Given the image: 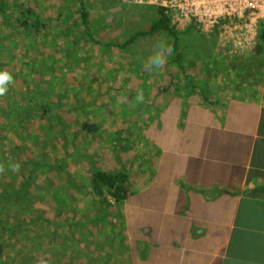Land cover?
<instances>
[{
    "label": "rangeland",
    "instance_id": "rangeland-1",
    "mask_svg": "<svg viewBox=\"0 0 264 264\" xmlns=\"http://www.w3.org/2000/svg\"><path fill=\"white\" fill-rule=\"evenodd\" d=\"M100 1L85 6L94 42L80 22L65 21L70 13L77 18L76 0H6L12 17L0 16V74L10 77L0 85V264H127L119 218L108 217L113 227L86 223L109 209L91 190V164L133 172L149 146L143 130L154 123L150 116L175 94L192 91L189 98L224 102L249 91L257 97L264 83L263 14L253 20L256 49L243 53L214 29L203 34L195 23L183 28L171 21L177 56L175 37L162 31L116 46L149 30L161 7L151 0ZM27 9L44 19L45 35L18 26ZM157 55L163 58L158 67L151 62ZM41 64L51 69L47 75H28ZM39 82L53 95L41 98L51 103L46 119L35 105L26 110L23 99ZM83 125L96 129L89 133Z\"/></svg>",
    "mask_w": 264,
    "mask_h": 264
},
{
    "label": "crops",
    "instance_id": "crops-1",
    "mask_svg": "<svg viewBox=\"0 0 264 264\" xmlns=\"http://www.w3.org/2000/svg\"><path fill=\"white\" fill-rule=\"evenodd\" d=\"M250 92L150 116L117 215L127 264H264V83Z\"/></svg>",
    "mask_w": 264,
    "mask_h": 264
},
{
    "label": "trees",
    "instance_id": "trees-1",
    "mask_svg": "<svg viewBox=\"0 0 264 264\" xmlns=\"http://www.w3.org/2000/svg\"><path fill=\"white\" fill-rule=\"evenodd\" d=\"M78 2V15L77 18H75V14L74 13H70L69 15L65 16V21L68 24L77 26V22H80V24H82L84 27H86L87 30V36L91 41H94V36L92 35L91 31H90V26H89V12L86 11V2L87 0H76ZM102 2H104L102 0ZM100 1V3H102ZM0 16H4L3 19H7V20H11L12 11L8 10V5L6 3V0H2L0 1ZM157 10V14L159 15L158 18L151 24V27L149 30L147 31H137L135 32L131 37H129L126 41H124L122 44H117L116 46L118 48L125 49L127 48L129 45L134 44L138 38H144L150 35L155 34L156 32H166L167 34L175 37V41H174V51L176 53V55H180L179 52L177 51L178 48V44L176 43V32L174 31V28L171 26V18L170 16L166 13L164 8H156ZM73 11V10H72ZM77 14V13H76ZM11 16V17H10ZM63 17V13L59 12L58 13V18L61 19ZM44 19L41 18L39 16H37L36 14H34L32 9H27V10H23L20 13L19 16V21L18 26L20 27V25L23 28H26L27 31L32 30L33 32L38 33L39 35H45L47 32V26L46 23H42ZM60 21V20H59ZM58 21V22H59ZM45 22H47L45 20ZM29 24H31L32 26H30ZM2 26L6 27L7 29L13 28L12 25L9 26V24L4 23V21L2 22ZM19 27H17V29H19ZM260 37L262 40H264V26L261 27L260 30ZM16 51V50H15ZM15 51H14V55H15ZM14 57V56H13ZM15 58V57H14ZM35 59V58H34ZM180 66V65H179ZM33 71L34 74H32V77L37 76V77H42L44 75H47L51 69H48L46 67V65L41 64L39 70H28V75L30 74V72ZM41 82L36 83V86H33L32 89V93L28 96L23 94V99L25 100L26 103H28L29 105L26 106V110L31 111V108L29 107H35L39 108V110H41L42 112V118L46 119V112H49V110L51 109L49 106L51 105V103L49 101H44L41 98L43 96L49 97V96H53L52 93L47 94L44 93V89L43 87L40 85ZM193 88V85H192ZM179 92V91H178ZM8 93H5V97H9V95H7ZM191 94H193L192 91H189L187 93V97L190 96ZM14 101L13 99H9V102ZM14 103V102H11ZM8 103V104H11ZM19 104V103H18ZM32 105V106H30ZM25 108V107H23ZM17 109L19 110V107H17ZM28 112V111H27ZM34 113H32L30 115V119H34V114L37 115L36 110L33 109ZM22 120V125H26L27 122H25L23 119ZM9 123V122H8ZM11 123H9L10 125ZM83 129H86L89 133H92L95 131L96 127H93L92 129H88L87 125H83L82 126ZM114 142V141H113ZM115 142H117L118 144H120V139L118 138L117 140H115ZM122 146V145H120ZM92 163V162H91ZM92 166V176L90 179V187L91 190L93 192V194L100 200V205L102 206H106L109 209H104L102 214H99L96 218L94 217L93 219H90L89 221H87V224H97L100 221L99 220H103L105 223L111 225L112 227L114 226L112 221L107 220L108 217L111 215H118L119 212L121 211L124 202L126 201L127 197H128V190H127V184L130 178V172L128 170L125 169H121L118 171H114V172H107L104 171L102 169H98V168H94L93 167V163L91 164ZM112 209H114L115 211L113 212ZM109 221V222H108Z\"/></svg>",
    "mask_w": 264,
    "mask_h": 264
},
{
    "label": "built area",
    "instance_id": "built-area-1",
    "mask_svg": "<svg viewBox=\"0 0 264 264\" xmlns=\"http://www.w3.org/2000/svg\"><path fill=\"white\" fill-rule=\"evenodd\" d=\"M149 3L164 8L177 26L184 28L195 23L203 34L214 29L232 51L250 52L257 47L258 28L253 20L261 14L264 16V0H151ZM247 10L248 19L244 16Z\"/></svg>",
    "mask_w": 264,
    "mask_h": 264
},
{
    "label": "clouds",
    "instance_id": "clouds-1",
    "mask_svg": "<svg viewBox=\"0 0 264 264\" xmlns=\"http://www.w3.org/2000/svg\"><path fill=\"white\" fill-rule=\"evenodd\" d=\"M152 64L156 67L160 66L163 63V58L160 55L154 56L152 58ZM10 77L7 73L0 74V85L4 84L5 82L9 81ZM4 89L0 87V92H3Z\"/></svg>",
    "mask_w": 264,
    "mask_h": 264
},
{
    "label": "bare ground",
    "instance_id": "bare-ground-1",
    "mask_svg": "<svg viewBox=\"0 0 264 264\" xmlns=\"http://www.w3.org/2000/svg\"><path fill=\"white\" fill-rule=\"evenodd\" d=\"M249 13H250L249 10H247V11L244 13V16H245L246 19H248V17H249Z\"/></svg>",
    "mask_w": 264,
    "mask_h": 264
}]
</instances>
